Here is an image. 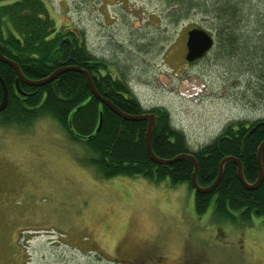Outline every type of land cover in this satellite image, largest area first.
<instances>
[{
  "label": "rangeland",
  "instance_id": "374dc122",
  "mask_svg": "<svg viewBox=\"0 0 264 264\" xmlns=\"http://www.w3.org/2000/svg\"><path fill=\"white\" fill-rule=\"evenodd\" d=\"M43 2L57 30L81 33L103 74L123 79L143 109L166 110L191 149L230 122L264 119V43L253 39L264 36V0H248L241 23L245 46L258 48L232 57L215 41V19L175 14L165 0ZM193 28L214 45L188 62ZM86 155L49 116L0 124V264H264V216L221 219L213 201L198 215L186 184L104 179Z\"/></svg>",
  "mask_w": 264,
  "mask_h": 264
},
{
  "label": "trees",
  "instance_id": "16d2710c",
  "mask_svg": "<svg viewBox=\"0 0 264 264\" xmlns=\"http://www.w3.org/2000/svg\"><path fill=\"white\" fill-rule=\"evenodd\" d=\"M165 1L178 7L175 14L186 15L190 10H198L215 19L218 24L215 41L219 49L231 57L238 51H241V56L246 53L240 46L250 52L258 48L245 46L249 37L241 28L242 20L249 18V12L245 13L244 9L248 8V0ZM256 25L262 28L260 33H264L263 21ZM54 32L53 19L43 0H17L0 6V52L15 62L29 79L39 80L49 76L68 58L69 46L63 45L60 49L59 42L63 36L56 33L52 36ZM253 39L256 43H264L263 34ZM71 40L74 47L69 66L87 71L101 96L127 115L154 114L150 146L157 158L166 160L181 154L192 155L197 162L196 179L201 187L210 185L216 179L219 163L226 157L240 161L248 184L256 181V153L264 141V119L251 123L230 122L214 139L193 150L183 133L172 126L166 110L143 109L123 79L119 81L101 72L106 66L86 50L83 40L79 41L78 37ZM259 69L264 75V67ZM0 78L8 91L7 105L0 112L1 125L27 128L37 119L51 117L69 140L78 142L84 148L87 155L81 162L94 168L104 179L142 177L153 184L167 179L173 186L187 185L188 190L193 192L194 210L198 215L204 213L213 201V213L221 219L234 221L235 213L242 222H249L252 216H264V149L261 152L263 177L257 188H245L237 178L236 165L228 161L213 191L197 193L191 186L193 167L190 162L179 159L164 165L154 163L145 147L147 121L125 120L113 113L91 94L80 72L66 71L40 87L19 82V88H16L15 71L0 61ZM1 97L0 86V100Z\"/></svg>",
  "mask_w": 264,
  "mask_h": 264
},
{
  "label": "water",
  "instance_id": "95a60500",
  "mask_svg": "<svg viewBox=\"0 0 264 264\" xmlns=\"http://www.w3.org/2000/svg\"><path fill=\"white\" fill-rule=\"evenodd\" d=\"M64 41L68 42L67 39L63 40L60 42V45ZM213 44H214L213 36L211 34L207 33L205 30L198 29V28H193V29L189 30L187 32V38H186V43H185V46H186V54L184 56L185 60L188 62H192V61L201 59L209 50H211ZM72 53H73V50L71 48L70 52H69V56L65 60L64 63H68L69 61H71ZM0 61L9 65L15 71L16 76H17V80H16V86L17 87H18V81L19 80L22 81L23 83H25L26 85L30 86V87H40V86H42V85H44L50 81H53L58 75L66 72V71L74 70V71L80 72L84 76L86 84H87L91 94L101 104L105 105L108 109H110L113 113H115L116 115H118L119 117H121L125 120H130V121L146 120L147 121V128L145 131V147H146V151H147L150 159L154 163L164 165V164H170V163L177 161L179 159H185V160H188L190 162V164L193 167V172H192L191 179H190L191 186L194 189V191L197 193H209V192L213 191V189L216 187L219 180L221 179L222 172H223V166L228 161H231L236 165L237 178L239 179V181L241 182V184L245 188L255 189L260 185V183L262 181L263 171H262V165H261V152L264 149V141L257 148L256 163H257V169H258V176H257V179L254 183L248 184L245 181L243 174H242L241 163L238 159L232 158V157H226V158H223L219 163L218 175H217L216 179L210 185H208L206 187H201L198 185L197 179H196L197 162L192 155L181 154V155H178L172 159H166L165 160V159H159L153 154V152L151 150V146H150V136H151V131H152L154 121H155L154 115L153 114H143V115L131 116V115L125 114L124 112L119 110L114 104H112L109 100H107L106 98L101 96L96 91L95 87L93 86L91 77L87 71L80 69V68H77V67H74V66H69V65L63 66L62 65L63 63H62L60 65V67L57 68L56 70H54L49 76H47L45 78H41L39 80H32V79L25 78L22 75L18 65L15 62H13L12 60L3 56V54L1 52H0ZM0 86H1V91H2V97L0 100V112H2L7 105L8 91H7L5 83L3 82V80L1 78H0ZM54 87L56 89V82L54 83ZM100 123H101V118L99 119V125H100ZM252 130H250V131H252Z\"/></svg>",
  "mask_w": 264,
  "mask_h": 264
},
{
  "label": "flooded vegetation",
  "instance_id": "af4514ba",
  "mask_svg": "<svg viewBox=\"0 0 264 264\" xmlns=\"http://www.w3.org/2000/svg\"><path fill=\"white\" fill-rule=\"evenodd\" d=\"M4 1H6L7 2V4H2V5H8V4H11V3H13V2H15V1H17V0H4ZM11 1V2H10ZM1 6V5H0ZM46 6V5H45ZM55 33L56 34H60V35H62L63 37L60 39V41L62 40H68V42H63L61 45H59V48L61 49L62 48V46L63 45H67V46H69V51H70V49L72 48L73 49V47H74V43L72 42V40H71V38H73L74 40H75V38H77L78 37V40L80 41L81 40V38H80V36H81V33H79L77 30H63V31H60V30H57L56 28H55V32L53 33V35L52 36H54L55 35ZM71 45V46H70ZM68 55H69V53H68ZM65 62V61H64ZM63 62V66H66V65H70L69 63H70V61L68 62V63H64ZM60 64V65H61ZM23 75V74H22ZM24 76V75H23ZM25 78H27V79H29L28 77H26V76H24ZM19 82L20 83H23L22 81H18V85H19ZM15 84H16V82H15ZM23 84H25V83H23ZM26 85V84H25ZM16 88H19V86L17 87L16 86ZM17 90H19V89H17ZM145 114H151L150 112H148V113H145ZM154 118H155V116H154Z\"/></svg>",
  "mask_w": 264,
  "mask_h": 264
}]
</instances>
